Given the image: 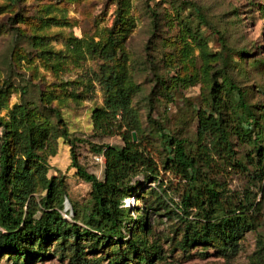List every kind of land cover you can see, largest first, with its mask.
Listing matches in <instances>:
<instances>
[{"label":"rangeland","instance_id":"rangeland-1","mask_svg":"<svg viewBox=\"0 0 264 264\" xmlns=\"http://www.w3.org/2000/svg\"><path fill=\"white\" fill-rule=\"evenodd\" d=\"M117 66L126 120L157 169L155 178H132L122 239L88 250L86 236L68 233L28 259L0 253V264H111L114 248L121 264H264V158L256 157L264 150V0H0V136L4 124L22 130L29 120L48 129L36 151L45 177L61 182V216L79 229L89 183L71 157L100 180L103 156L95 148L121 147L118 134L90 124V111L113 101L105 76ZM61 127L71 144L56 136ZM171 138L197 159V172L171 160ZM38 178L37 204L45 194ZM210 180L223 190L225 207L256 203L245 214L253 228L234 247L218 236L190 241L188 224L196 225L201 210L194 192ZM184 193L192 197L187 219L180 217Z\"/></svg>","mask_w":264,"mask_h":264},{"label":"trees","instance_id":"trees-1","mask_svg":"<svg viewBox=\"0 0 264 264\" xmlns=\"http://www.w3.org/2000/svg\"><path fill=\"white\" fill-rule=\"evenodd\" d=\"M114 42L109 35L105 44L108 46L106 53L111 54ZM117 68L119 70L116 73L110 71L105 76L107 91L113 101L107 107L93 108L90 111V124L92 130L100 134H118L122 140L121 147L101 145L95 148V152L103 156V173L100 180L85 172L73 154L71 157L70 165L74 167L75 174L89 183V212L84 228L79 229L74 222H68L61 216V182L54 176L46 178L44 175V159L36 150L44 137L41 134L48 129L39 124L33 125L30 120L22 130L17 129V124H4L0 136V253L11 255L12 260L19 256L28 259L39 255L50 239H64L68 233L86 236L90 240L88 250H93L106 241L116 243L122 239V229L131 219L128 207L122 204V200L134 192L131 180L138 173L155 178L157 169L151 156L140 147L137 127L126 120L124 103L128 101V94L123 86V70L119 66ZM53 109L55 115H59L57 110ZM131 132H134V141ZM218 132L225 142L224 130ZM56 136L64 137L69 144L72 142L62 127L57 130ZM170 144L171 160L192 173L197 172V159L185 151L183 142L171 138ZM256 157L264 158L262 147L256 150ZM37 175L42 189H45L39 204L32 197ZM260 191H264L263 186ZM194 194L196 201H193V204L199 205L201 210H198L197 217L193 219L196 225L188 224L191 229L190 241H209L211 237L218 236L224 245L234 247L236 238L243 231L253 228L252 217L245 214L255 202L244 199L230 208L225 207L221 199L223 190L215 180L205 182L203 188ZM191 199L187 193L181 196L180 217L184 219H187L188 209L192 206ZM126 244L127 249L132 252L139 248L135 241L129 240ZM113 251L115 255L108 262L121 264L116 255L117 249L114 248ZM262 258L264 260V249ZM142 260L143 258L139 257V261Z\"/></svg>","mask_w":264,"mask_h":264},{"label":"water","instance_id":"water-1","mask_svg":"<svg viewBox=\"0 0 264 264\" xmlns=\"http://www.w3.org/2000/svg\"><path fill=\"white\" fill-rule=\"evenodd\" d=\"M131 136H132V141H134L135 140L134 132H131Z\"/></svg>","mask_w":264,"mask_h":264},{"label":"bare ground","instance_id":"bare-ground-1","mask_svg":"<svg viewBox=\"0 0 264 264\" xmlns=\"http://www.w3.org/2000/svg\"><path fill=\"white\" fill-rule=\"evenodd\" d=\"M65 205V204H64ZM68 209V205H65V210H67Z\"/></svg>","mask_w":264,"mask_h":264},{"label":"built area","instance_id":"built-area-1","mask_svg":"<svg viewBox=\"0 0 264 264\" xmlns=\"http://www.w3.org/2000/svg\"><path fill=\"white\" fill-rule=\"evenodd\" d=\"M99 159H100V157H99Z\"/></svg>","mask_w":264,"mask_h":264}]
</instances>
